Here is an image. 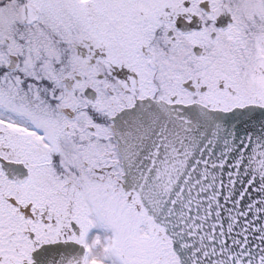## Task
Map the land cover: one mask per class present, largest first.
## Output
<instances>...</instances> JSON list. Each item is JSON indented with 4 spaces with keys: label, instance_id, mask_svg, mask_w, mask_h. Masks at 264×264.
Segmentation results:
<instances>
[{
    "label": "snow or ice",
    "instance_id": "obj_1",
    "mask_svg": "<svg viewBox=\"0 0 264 264\" xmlns=\"http://www.w3.org/2000/svg\"><path fill=\"white\" fill-rule=\"evenodd\" d=\"M0 264H264V0H0Z\"/></svg>",
    "mask_w": 264,
    "mask_h": 264
}]
</instances>
